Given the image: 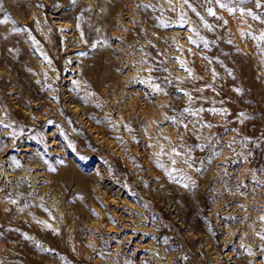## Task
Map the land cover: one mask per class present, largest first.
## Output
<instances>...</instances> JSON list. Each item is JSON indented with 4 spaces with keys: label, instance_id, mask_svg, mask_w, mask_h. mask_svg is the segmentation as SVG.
Listing matches in <instances>:
<instances>
[{
    "label": "rangeland",
    "instance_id": "obj_1",
    "mask_svg": "<svg viewBox=\"0 0 264 264\" xmlns=\"http://www.w3.org/2000/svg\"><path fill=\"white\" fill-rule=\"evenodd\" d=\"M221 2L0 0V264H264V0Z\"/></svg>",
    "mask_w": 264,
    "mask_h": 264
},
{
    "label": "snow or ice",
    "instance_id": "obj_2",
    "mask_svg": "<svg viewBox=\"0 0 264 264\" xmlns=\"http://www.w3.org/2000/svg\"><path fill=\"white\" fill-rule=\"evenodd\" d=\"M185 2H187V0H185ZM241 2H243V0H241ZM217 3L219 4V6H220L222 9H227V11H228L229 13H232V12H233V9L230 8V7L228 6L227 3H222L221 0H217ZM208 11H209V14H210V15H213V16L215 15V12L212 11L211 9H209ZM242 14H243V13H242ZM248 14L251 15V13H248ZM254 18H255V17H254ZM5 22H7V17L5 18L4 21H0V23H5ZM225 23H226V22H225ZM259 39H260V40H264V34H262V35L259 37ZM261 219L264 220V217H262ZM262 239H264V237H262Z\"/></svg>",
    "mask_w": 264,
    "mask_h": 264
},
{
    "label": "bare ground",
    "instance_id": "obj_3",
    "mask_svg": "<svg viewBox=\"0 0 264 264\" xmlns=\"http://www.w3.org/2000/svg\"><path fill=\"white\" fill-rule=\"evenodd\" d=\"M13 111H14V110H13ZM13 111H12V112H13ZM3 112H4V111H3ZM3 114H4V113H3ZM1 115H2V114H1ZM1 115H0V116H1ZM1 117H2V119H3L4 116H1ZM7 117H8V115H7ZM2 122H3V121H2ZM25 146H26V145H25ZM28 146H29V145H28ZM3 169H4V168H3ZM1 170H2V169H1ZM3 171H5V170H3ZM3 171H2V172H3ZM25 172H26V171H25ZM34 178H35V177H33V179H34ZM30 181H31V180H30ZM34 184H36V182H34L33 185H34ZM34 186H35V185H34ZM42 188H43V187H41V189H42ZM0 200H1V199H0ZM0 203H2V202H0ZM54 227H55V225H54Z\"/></svg>",
    "mask_w": 264,
    "mask_h": 264
}]
</instances>
